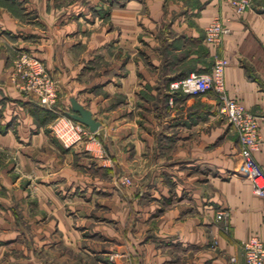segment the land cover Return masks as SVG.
I'll return each mask as SVG.
<instances>
[{
	"label": "crops",
	"instance_id": "crops-1",
	"mask_svg": "<svg viewBox=\"0 0 264 264\" xmlns=\"http://www.w3.org/2000/svg\"><path fill=\"white\" fill-rule=\"evenodd\" d=\"M56 1L0 0V264L243 262L245 240L264 242V198L240 172L238 140L212 114V92L184 107L166 100L177 92L171 83L226 57L227 93L258 117L254 156L264 169V8L237 15L228 0H114L106 11L101 0ZM217 18L231 31L212 47L204 34ZM16 48L57 81L54 110L10 85ZM70 98L100 122L103 145L64 149L52 137L46 111L69 112ZM128 170L137 185L120 187ZM113 252L124 255L111 263Z\"/></svg>",
	"mask_w": 264,
	"mask_h": 264
},
{
	"label": "built area",
	"instance_id": "built-area-1",
	"mask_svg": "<svg viewBox=\"0 0 264 264\" xmlns=\"http://www.w3.org/2000/svg\"><path fill=\"white\" fill-rule=\"evenodd\" d=\"M228 2L237 15L243 14L251 5V0ZM230 31L226 21L217 18L207 25L204 42L208 46L218 47ZM228 66L229 60L226 57L216 56L209 71L194 72L171 83L170 88L172 91H180L184 96L198 97L212 92L217 97L220 114L228 120L230 128L238 135L240 172L251 181L255 195L264 198V169L254 156L260 144L258 117L227 93L225 72ZM10 80L19 92L36 97L42 108L54 110L58 99L57 83L39 59L27 52H20L14 62ZM59 115L52 126V132L64 147L77 145L84 139H92L93 132L85 125L72 120L66 114ZM123 182L129 183V180L125 179ZM226 216L224 210L216 213L217 221ZM242 248L244 261L240 263L236 256H231L228 264H264V242L258 235H252L245 240Z\"/></svg>",
	"mask_w": 264,
	"mask_h": 264
},
{
	"label": "rangeland",
	"instance_id": "rangeland-1",
	"mask_svg": "<svg viewBox=\"0 0 264 264\" xmlns=\"http://www.w3.org/2000/svg\"><path fill=\"white\" fill-rule=\"evenodd\" d=\"M74 0H57L56 1V6L58 7V8H65V7H67L70 3H72ZM102 2H100L99 4H101V5H106V7H107V10L106 11H108L109 9H110V7L111 6H113V4L114 3H116L117 4V2H115L114 0L112 1V0H110V1H104V0H101ZM115 5V4H114ZM258 5V7L261 9V8H264V0H258V1H255L254 2V0H251V5H250V8L249 9H251V8H255V6H257ZM101 7V6H100ZM248 9V10H249ZM100 10V11H99ZM98 11H95V13H94V15H96V13H98L99 15V17H101L102 16V11H101V8L99 9ZM248 10H246V11H248ZM245 11V12H246ZM244 12V13H245ZM242 15V14H241ZM98 17V18H99ZM99 20H101V19H99ZM22 51H24V52H27L28 54H30V55H33L31 52H29V51H27V50H25V49H22V48H16L14 51H13V57H12V61H11V66H10V70H9V74H8V81H9V83H10V85H12L13 86V84L11 83V80H10V78H11V74H12V72H13V67H14V62H15V60L18 58V55H19V53L20 52H22ZM34 56V55H33ZM216 56H219V55H217V54H214V55H212V57L208 60V63H207V71H209L210 69H211V67H212V64H213V61H214V58L216 57ZM35 57V56H34ZM37 58V57H36ZM38 59V58H37ZM41 61V60H40ZM43 64H44V66H45V68H47L46 67V65H45V63L43 62V61H41ZM48 69V68H47ZM207 71H205V72H207ZM201 73H203V72H201ZM53 77V76H52ZM56 81V80H55ZM56 83H57V81H56ZM57 86H58V84H57ZM14 87V86H13ZM14 89L15 90H17L15 87H14ZM58 89V88H57ZM170 90H171V88H170ZM18 91V90H17ZM172 91V90H171ZM19 92V91H18ZM173 92H176V91H173ZM19 93H21V92H19ZM22 94H24V93H22ZM24 95H26V96H28V97H30V98H33V99H35L38 103H39V101H38V99L36 98V97H34L33 95H28V94H24ZM208 95V94H207ZM204 96H206V95H204ZM204 96H198V97H192V96H188V95H183L182 93H180V91H177L176 93H174V94H172L170 97H168L167 98V104L168 105H170V106H173V107H175L176 105H179L178 107H181V106H183L184 107V101H182V100H185V98H188V97H192V98H201V97H204ZM184 98V99H183ZM214 98L216 99V101L218 102V99H217V97L214 95ZM197 101H195V103L193 104V108L194 109H199L201 106H202V102L199 100V99H196ZM58 101H59V94H58V99H57V102H56V104H55V106L58 104ZM55 106H54V108L53 109H55ZM207 110H208V108H206ZM216 109H217V107H216ZM213 110L214 112L212 113V114H214V115H216V116H218V117H220L221 118V120H222V122H224V123H226L228 126H229V128H228V131H229V133L232 135V136H235L236 138H237V140H238V135H237V133L235 132V131H233L231 128H230V125H229V123H228V120L224 117V116H222L221 114H220V112H219V102H218V109L217 110ZM181 110H183V109H181ZM180 110V111H181ZM163 111V110H162ZM41 114V113H40ZM60 114V113H59ZM59 114H55V116L54 117H52V118H49V119H47V123L46 124H49V129H50V133H51V135H52V137L53 138H55V139H57L58 141H59V139L58 138H56V136L53 134V132H52V126H53V124L55 123V121L58 119V117L60 116ZM61 114H65V112L64 111H62V113ZM207 115L206 116H204V118L206 117V119H207V117H208V115H209V113H206ZM161 116H164V114H161ZM37 119H36V121L39 123V124H44L45 122H44V120H42L41 118H40V115L38 114V115H36L35 116ZM201 118V117H200ZM205 119V120H206ZM43 121V122H42ZM98 131V130H97ZM97 131L96 132H94L93 133V135H92V139H84L83 141H81L79 144H77V145H74V146H70V147H64L62 144H61V146L64 148V149H73L74 147H82L81 145H86V142H99L101 145H103V140H102V137H101V135L100 134H98L97 133ZM60 142V141H59ZM61 143V142H60ZM17 159H16V157H14V168H16L19 164L17 163V161H16ZM116 164V163H115ZM127 174H124V175H122V176H120L119 178H117V181H118V184H119V186L120 187H124V188H131V187H134V186H136L137 185V180L135 179V177L133 176V171H131V170H128L127 172H126ZM117 174V173H116ZM125 179H128L129 180V183H124L123 181L125 180ZM103 210H105V209H94V210H92L91 211V213H102L103 212ZM220 211V210H219ZM219 211H217V212H219ZM216 212V213H217ZM227 214V213H226ZM103 217V216H102ZM99 218H101V216H99ZM226 218H227V216H226ZM226 218H224L223 220H220V221H218V222H223V221H225L226 220ZM215 219H216V214H215ZM216 221H217V219H216ZM133 223H134V215H133V208L131 207V211L129 212V216H128V221H127V224H126V229H125V232H131V230H132V227H133ZM107 226H109V227H111V228H116L115 227V225L113 224V223H108V224H106ZM217 244V241H214V245H216ZM123 253H119V252H113V253H111L109 256H108V259H109V261L111 262V263H114L115 262V260H117L119 257H123ZM129 259V258H128Z\"/></svg>",
	"mask_w": 264,
	"mask_h": 264
},
{
	"label": "water",
	"instance_id": "water-1",
	"mask_svg": "<svg viewBox=\"0 0 264 264\" xmlns=\"http://www.w3.org/2000/svg\"><path fill=\"white\" fill-rule=\"evenodd\" d=\"M71 110L66 112V115L72 120L85 125L91 132H96L100 127V122L97 121L92 112L80 104L75 98H70Z\"/></svg>",
	"mask_w": 264,
	"mask_h": 264
},
{
	"label": "trees",
	"instance_id": "trees-1",
	"mask_svg": "<svg viewBox=\"0 0 264 264\" xmlns=\"http://www.w3.org/2000/svg\"><path fill=\"white\" fill-rule=\"evenodd\" d=\"M46 114H49V115H50V118H52V117H54V116H55V114H54V113H50L49 111H48V112L46 111Z\"/></svg>",
	"mask_w": 264,
	"mask_h": 264
},
{
	"label": "bare ground",
	"instance_id": "bare-ground-1",
	"mask_svg": "<svg viewBox=\"0 0 264 264\" xmlns=\"http://www.w3.org/2000/svg\"><path fill=\"white\" fill-rule=\"evenodd\" d=\"M66 114V113H65Z\"/></svg>",
	"mask_w": 264,
	"mask_h": 264
}]
</instances>
